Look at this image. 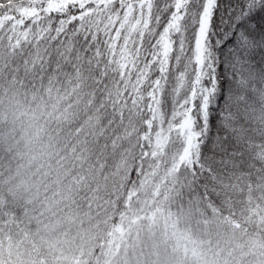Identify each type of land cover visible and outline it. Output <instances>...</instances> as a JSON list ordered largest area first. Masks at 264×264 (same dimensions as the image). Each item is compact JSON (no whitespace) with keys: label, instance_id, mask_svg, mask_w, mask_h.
<instances>
[{"label":"snow or ice","instance_id":"1","mask_svg":"<svg viewBox=\"0 0 264 264\" xmlns=\"http://www.w3.org/2000/svg\"><path fill=\"white\" fill-rule=\"evenodd\" d=\"M0 264H264V0H0Z\"/></svg>","mask_w":264,"mask_h":264}]
</instances>
